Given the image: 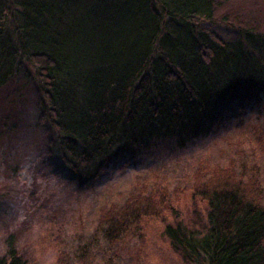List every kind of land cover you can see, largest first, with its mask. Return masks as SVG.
<instances>
[{"label":"trees","instance_id":"trees-1","mask_svg":"<svg viewBox=\"0 0 264 264\" xmlns=\"http://www.w3.org/2000/svg\"><path fill=\"white\" fill-rule=\"evenodd\" d=\"M216 9L217 0H0L1 129L14 110L7 97L28 102L58 168L87 190L116 162L264 122V30L222 39L200 24ZM233 154L191 176L206 221L165 227L185 264H264V154ZM147 189L99 209L88 241H60L59 264H113L107 252L168 204ZM9 199L0 194V215ZM28 263L10 233L0 264Z\"/></svg>","mask_w":264,"mask_h":264},{"label":"rangeland","instance_id":"rangeland-1","mask_svg":"<svg viewBox=\"0 0 264 264\" xmlns=\"http://www.w3.org/2000/svg\"><path fill=\"white\" fill-rule=\"evenodd\" d=\"M200 24L225 40L237 37L238 27L255 24L254 28L264 30V0H217L213 20ZM4 103L0 102V115L6 110ZM6 105L14 110L10 131L4 133L0 127V194L10 198L0 215V256L6 252L7 237L14 233L28 264H59V242L88 241L98 210L120 201L138 183L152 194L165 191L168 204L160 218L134 226L107 254L113 255V264H185L164 230L180 219L206 221L207 206L190 190L196 169L235 157L233 150L252 148L257 158L264 154V122L253 117L226 136L201 138L183 149L153 148L116 162L90 189L78 190L47 149L46 121L39 111L28 102L18 106L12 96ZM96 260L103 264L101 257Z\"/></svg>","mask_w":264,"mask_h":264}]
</instances>
